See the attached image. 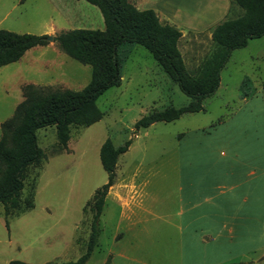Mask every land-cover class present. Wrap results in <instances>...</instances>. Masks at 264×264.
<instances>
[{"label": "rangeland", "instance_id": "obj_1", "mask_svg": "<svg viewBox=\"0 0 264 264\" xmlns=\"http://www.w3.org/2000/svg\"><path fill=\"white\" fill-rule=\"evenodd\" d=\"M131 2L139 9H153L162 22L176 25L183 32L178 47L187 70L198 74L201 64L215 49L212 33L190 31L182 20L184 14H177L181 21L171 18L162 0ZM242 13L234 4L230 17ZM104 27L100 9L86 0H0V29L55 36L76 28ZM119 57L121 83L97 99L103 112L99 121L89 126H71L67 149L60 145L54 125L38 129V143L45 158L27 170L22 194V198L32 195L34 206L6 220L0 205V264L13 259L33 264L75 261L85 252L92 221L91 201L108 177L100 161V148L107 138L116 146L129 139L132 142L119 156L115 182L99 219L98 244L86 264H104L111 254L120 251L130 249L132 253L137 230L140 245L154 244L160 239L154 235L163 222L134 206L135 212L130 214L133 218H128L130 211L126 208L136 196L135 186L142 185L138 198L143 206L165 212L166 200L177 184L179 168L187 164V152L198 145L204 148L205 141L208 142L202 130L213 128L222 118L227 119L243 104V97L252 95L251 88H239L246 76L262 83L257 94L262 97L258 100L264 102L263 35L232 52L221 71L223 83L204 100V110L136 130L135 123L141 117L170 105H188L192 98L144 46L123 43ZM91 74L90 65L70 57L53 40L34 46L19 60L1 66L0 138L1 124L14 115L24 100V85L80 90L88 84ZM134 219L138 222H133Z\"/></svg>", "mask_w": 264, "mask_h": 264}, {"label": "trees", "instance_id": "obj_2", "mask_svg": "<svg viewBox=\"0 0 264 264\" xmlns=\"http://www.w3.org/2000/svg\"><path fill=\"white\" fill-rule=\"evenodd\" d=\"M86 1L100 9L104 29L61 31L53 36V41L70 57L91 66L88 84L80 90L24 85V100L16 107L14 115L1 124L0 205L6 220L34 206L32 195L22 198V194L27 170L45 158L38 143V129L54 125L60 145L67 149L71 126H89L103 117L97 99L107 89L121 83L119 47L123 43L144 46L180 89L192 98L188 105H170L141 117L135 123L139 130L157 121H172L184 113L204 110L203 102L217 91L221 71L232 52L247 46L250 39L264 35V0H231L243 13L229 16L215 25L212 29L215 49L201 64L198 74H192L178 47L182 31L167 21L162 22L153 9H139L131 0ZM48 43L49 34L0 29V67L19 60L28 49ZM131 142L129 139L116 146L107 138L101 145L100 161L108 177L91 201L92 221L85 252L75 261L46 264H86L90 259L98 244L99 219L109 189L115 182L119 156L128 150ZM7 264L33 263L13 259ZM104 264H114L112 257L109 256Z\"/></svg>", "mask_w": 264, "mask_h": 264}, {"label": "crops", "instance_id": "obj_3", "mask_svg": "<svg viewBox=\"0 0 264 264\" xmlns=\"http://www.w3.org/2000/svg\"><path fill=\"white\" fill-rule=\"evenodd\" d=\"M162 3L171 18L181 21L177 14H184L190 31L210 33L234 7L231 0ZM257 81L246 76L239 88H251L252 95L243 97L227 119L202 130L208 142L187 152L165 212L143 206L138 198L142 185L135 186L128 218H133V206L147 211L163 222L154 235L160 239L140 245L137 230L132 253L111 254L114 264H264V102L258 100L262 83Z\"/></svg>", "mask_w": 264, "mask_h": 264}, {"label": "water", "instance_id": "obj_4", "mask_svg": "<svg viewBox=\"0 0 264 264\" xmlns=\"http://www.w3.org/2000/svg\"><path fill=\"white\" fill-rule=\"evenodd\" d=\"M52 40H53V36L49 35V41H52Z\"/></svg>", "mask_w": 264, "mask_h": 264}]
</instances>
